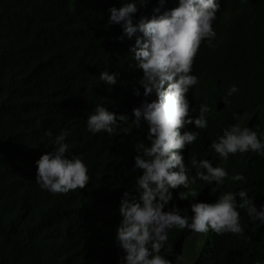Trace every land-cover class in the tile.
I'll return each mask as SVG.
<instances>
[{"label": "trees", "instance_id": "16d2710c", "mask_svg": "<svg viewBox=\"0 0 264 264\" xmlns=\"http://www.w3.org/2000/svg\"><path fill=\"white\" fill-rule=\"evenodd\" d=\"M158 3L138 5L134 22L150 17ZM121 5L122 0H0V264H118L123 254L114 239L118 209L142 174L133 167L135 145L148 143V125L141 120L139 128L123 132L125 125L115 136L93 135L86 127L96 104L132 124L133 109L145 99L137 83L142 71L132 67L129 51L136 36L121 42L122 28L107 25L108 9ZM220 5L217 38L201 46L194 64L199 90L187 94L194 117L201 104L212 109L209 127L185 150L246 180L226 177L218 188L197 180L190 186L200 192L193 200L179 199L182 186L173 190L169 206L187 208L189 215L191 203H212L227 191L245 190L258 210L264 206V157L247 152L221 161L209 147L223 127L241 119V127L264 131V0H220ZM176 6L178 0H166L164 9ZM106 70L118 73L112 88L99 80ZM232 85L239 92L224 105L221 98ZM49 129L53 136L70 132L69 156L82 158L89 170L84 189L54 195L36 184L35 162L51 150L44 136ZM189 130L197 131L191 125ZM238 211L243 236L173 229L161 255L173 264L181 254L186 264H264V227L251 231L244 211Z\"/></svg>", "mask_w": 264, "mask_h": 264}, {"label": "clouds", "instance_id": "9594fccd", "mask_svg": "<svg viewBox=\"0 0 264 264\" xmlns=\"http://www.w3.org/2000/svg\"><path fill=\"white\" fill-rule=\"evenodd\" d=\"M148 2L122 0L119 8L108 9L107 25L122 28L123 34L118 37L121 42L136 36L129 51L135 61L132 67L142 71L137 83L142 86L145 99L133 109L135 120L128 124L126 115L96 104L86 121L91 134L107 133L108 136L119 134L125 125L123 132H130L133 126L139 128L141 120L148 125V143L135 145L137 155L133 167L142 170V174L135 176L133 190L125 191L120 199L121 219L114 238L123 253L118 264H173V260L161 255L173 229L243 236L246 229L238 210L244 211L252 225L251 231L264 227V206L258 210L245 190L224 192L212 203L193 202L191 215L187 208L169 206L174 200L173 190L181 186L184 190L179 192V199L193 200L200 194L190 187L197 180L218 188L226 177L234 182H244L246 177L243 173L228 176L222 167H214L208 159H198L196 154L190 156L185 150L198 140L199 130L206 131L209 127L212 109L201 104L198 116L194 117L195 109L190 107L187 94L194 90L196 95L199 90L195 87L200 78L192 74L194 64L201 46L205 42L212 46L217 38L215 24L219 19L220 0H178V6L172 9H164L166 0H159L150 17L142 15L134 22L138 5L144 7ZM99 80L112 88L117 85L119 76L106 70L100 73ZM238 92L239 88L232 85L221 98L223 104H229L228 98ZM135 95H141L139 88L135 89ZM150 97L154 98L149 101ZM231 115L237 118L235 112ZM236 122L221 129L222 135L209 145L211 151L221 161L230 154L242 156L247 152L264 157V131L241 127L242 119ZM190 125L197 131H190ZM69 135L67 130L55 136L52 130H46L44 136L51 141L46 147L51 150L35 162L36 184L54 195L84 189L90 182L88 166L83 159L69 156ZM190 170H195L191 178ZM216 190L213 188L212 192ZM176 261L184 264L185 256H177Z\"/></svg>", "mask_w": 264, "mask_h": 264}, {"label": "rangeland", "instance_id": "374dc122", "mask_svg": "<svg viewBox=\"0 0 264 264\" xmlns=\"http://www.w3.org/2000/svg\"><path fill=\"white\" fill-rule=\"evenodd\" d=\"M176 264H178V262H176ZM184 264H186V259H185V262H184Z\"/></svg>", "mask_w": 264, "mask_h": 264}]
</instances>
